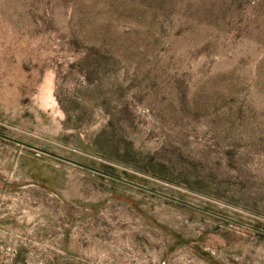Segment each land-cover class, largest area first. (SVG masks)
I'll list each match as a JSON object with an SVG mask.
<instances>
[{
    "label": "rangeland",
    "instance_id": "374dc122",
    "mask_svg": "<svg viewBox=\"0 0 264 264\" xmlns=\"http://www.w3.org/2000/svg\"><path fill=\"white\" fill-rule=\"evenodd\" d=\"M0 264H264V0H0Z\"/></svg>",
    "mask_w": 264,
    "mask_h": 264
}]
</instances>
